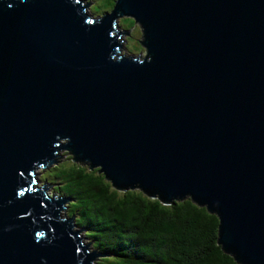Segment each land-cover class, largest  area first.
Segmentation results:
<instances>
[{
    "label": "water",
    "instance_id": "1",
    "mask_svg": "<svg viewBox=\"0 0 264 264\" xmlns=\"http://www.w3.org/2000/svg\"><path fill=\"white\" fill-rule=\"evenodd\" d=\"M142 29L123 54L120 19ZM67 151L114 188L218 216L264 264V0H0V264H92L36 172ZM76 229V230H75Z\"/></svg>",
    "mask_w": 264,
    "mask_h": 264
},
{
    "label": "trees",
    "instance_id": "2",
    "mask_svg": "<svg viewBox=\"0 0 264 264\" xmlns=\"http://www.w3.org/2000/svg\"><path fill=\"white\" fill-rule=\"evenodd\" d=\"M105 4L112 10L115 0ZM44 171L54 173L43 179L68 200L65 218L108 255L92 264H239L218 244V216L191 199L167 205L140 189L118 190L71 154Z\"/></svg>",
    "mask_w": 264,
    "mask_h": 264
},
{
    "label": "rangeland",
    "instance_id": "3",
    "mask_svg": "<svg viewBox=\"0 0 264 264\" xmlns=\"http://www.w3.org/2000/svg\"><path fill=\"white\" fill-rule=\"evenodd\" d=\"M83 1L87 2V4L89 5V12L91 14H93L95 17L104 16L105 14L112 11L111 7L106 6L105 0H83ZM119 26H120V29L122 31L127 32L126 36L122 37L124 39V41L122 43L125 46L123 48V51H122L123 54H126L127 56H140L141 55L142 57H144L147 53H146V50L144 49V47L142 45V35L143 34H142L141 27L135 22V20H133L132 18H129V17H125L123 19H120ZM69 156H70V154L67 151H64V150L60 151L59 152V160L54 165H58L62 162H65V160ZM45 173L46 172L44 171V169H39L36 172V179H37L36 187L37 188H42L46 185L52 186L47 181H45L43 179V175ZM53 174L46 173V177L51 179L50 177H52L51 175H53ZM48 196H50V198H55V199L64 198V197H60V195L56 194V192L54 191V187L48 189ZM66 206L67 205H65V207ZM66 213H67V211H66V209H64L62 211V217L65 218ZM76 229L78 231H81L78 228H76ZM81 237L84 239L83 245H86L89 247V253H98L93 248L91 241L86 237V232H82Z\"/></svg>",
    "mask_w": 264,
    "mask_h": 264
}]
</instances>
